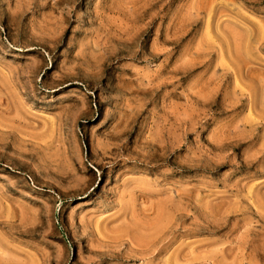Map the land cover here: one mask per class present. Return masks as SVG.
Masks as SVG:
<instances>
[{"label": "rangeland", "instance_id": "obj_1", "mask_svg": "<svg viewBox=\"0 0 264 264\" xmlns=\"http://www.w3.org/2000/svg\"><path fill=\"white\" fill-rule=\"evenodd\" d=\"M0 264H264V0H0Z\"/></svg>", "mask_w": 264, "mask_h": 264}, {"label": "bare ground", "instance_id": "obj_2", "mask_svg": "<svg viewBox=\"0 0 264 264\" xmlns=\"http://www.w3.org/2000/svg\"><path fill=\"white\" fill-rule=\"evenodd\" d=\"M98 252V251H97Z\"/></svg>", "mask_w": 264, "mask_h": 264}]
</instances>
